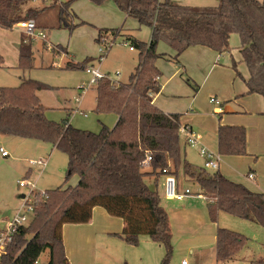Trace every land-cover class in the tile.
<instances>
[{
    "label": "trees",
    "instance_id": "trees-1",
    "mask_svg": "<svg viewBox=\"0 0 264 264\" xmlns=\"http://www.w3.org/2000/svg\"><path fill=\"white\" fill-rule=\"evenodd\" d=\"M29 0H0V28L10 30L21 21L35 19L39 10H22ZM75 0L57 2V28L72 32L87 24L71 10ZM95 6L112 2L125 19H133L139 28L150 30V39L143 42L122 28L97 29L95 42L113 40L119 36L137 52V65L126 83L102 79L95 85L97 115L116 116L112 128L100 124L97 133L73 127L68 119L53 122L46 118V108L37 93L53 87L32 79H22L19 86L0 88V134L34 140L57 149L67 158L65 178L60 186L43 191L33 201L31 221L17 227L0 256V264H33L47 252L46 262L39 264H70L62 240L63 225L87 223L93 208L103 209L108 216L124 224L114 236L135 246L140 235L148 236L163 246L159 264H170L171 229L166 210L155 189L145 179L154 182L172 175H182L197 184L205 197L207 215L216 224L224 213L264 227V194L252 192L217 171L195 169L181 164L179 114H166L152 104L160 91L158 59H168L176 66L178 55L190 47L203 46L217 54L230 53L231 35L239 39L238 53L248 76L243 78L247 94L264 98V0H217L215 6L193 7L176 0H86ZM18 45V69L24 73L33 69L31 43ZM164 43L174 52L173 58L159 54L156 47ZM55 48L66 51L57 45ZM91 59L67 62L69 70H83ZM2 58L0 57V67ZM230 68L240 78L236 62ZM185 82L197 92L198 87L186 76ZM217 154L246 156L245 128L219 125L216 134ZM149 156L148 169L142 166ZM77 176L74 186L68 185ZM39 195V193H38ZM248 239L240 233L217 227L214 257L216 264L234 261L247 246ZM126 264V263H124ZM248 264H264L250 260Z\"/></svg>",
    "mask_w": 264,
    "mask_h": 264
},
{
    "label": "rangeland",
    "instance_id": "rangeland-1",
    "mask_svg": "<svg viewBox=\"0 0 264 264\" xmlns=\"http://www.w3.org/2000/svg\"><path fill=\"white\" fill-rule=\"evenodd\" d=\"M54 1L55 0H29L21 7L22 10L25 8L38 10L44 7L43 11L39 12L37 15L36 24L38 26H36H44V29L39 28V30H42L45 34L46 40L41 41L40 39H36L29 41V43H31L34 67L28 72L22 73L17 66L11 67L4 64L1 65L0 88L17 87L22 79L39 81L53 87L51 90H43L37 93L40 103L46 108L45 116L48 120L58 123L63 119H68L73 127L94 133L99 131L101 127L100 124L108 128L111 126L113 127L115 123V116L113 114L104 113L97 115L93 112L95 84L89 83L90 76L86 74L84 69L69 70L64 69L63 66L67 62L77 63L88 58L91 59V61L86 64V67L92 66L93 68H98L100 73L108 78L110 82L126 83L136 68L138 61L137 52L129 50V45L122 36L115 38L113 42L108 40V42H111V46L105 50V48H102L95 42L96 30L102 28L114 29L122 26L125 29H130L131 33L137 39L148 41L150 38L149 29L144 27L137 30L134 26L128 27V25L135 24V21L133 19H126L125 22H123L121 13L116 6V11L112 12L108 21H104V25L102 26L98 25V23H101L99 19H96L98 14L95 16L91 14L84 15L85 18L94 20V22H89L77 14L80 19L87 21V24L76 27L72 32L66 29H58L56 7H50ZM57 1L64 2L65 0ZM177 2L182 5L193 7H210L217 4V0H177ZM91 6L94 5L92 4ZM31 20L35 21V19ZM231 38L235 40L237 37L236 35H232L230 39ZM160 44L161 43L158 44L159 48ZM2 45L4 46L5 44ZM57 45L67 48L72 59L68 58L66 51L55 48ZM238 46L239 39H237V43L234 44L229 40V49L234 57L237 55ZM7 50L6 45L3 51L6 52ZM100 50L104 53L101 56V60H99V56L101 55ZM223 54L221 55L223 56ZM225 56H227V53H225ZM237 69H239L240 72H245L244 64H237ZM186 76V74L182 76V81L184 83H186ZM195 85L198 87L196 83ZM189 87L192 91V87ZM80 96L81 102L78 105L75 100ZM204 97V93H201L200 99L202 104L201 108H199L201 111L204 107L205 109L209 107L207 103L204 104ZM210 107L209 109H214L211 105ZM217 117L218 115H216V118ZM113 119L114 122L112 123ZM192 131L195 135H199L204 143L208 144L211 152L217 153L216 137L203 136V132L200 128L196 129L193 127ZM0 147L7 154V156H2L0 154V228H3L4 224L11 220L22 204V200L19 199V196L29 195V188L18 187L17 181L26 178L29 179L35 184L34 191H38L39 194L45 190L57 188L62 184L65 178L67 158L65 154L57 149L51 148L47 144L1 134ZM180 148L181 164L185 161L197 170L203 168V163L198 156L197 149L186 144L182 133H180ZM45 158H47V165L44 169L40 167H32L33 169L28 168L29 160H40ZM223 166L225 167L226 165ZM27 169H31V171L28 173ZM182 179L185 180V177L182 175L180 166L177 172L179 186H181L182 189L188 187L191 191H196L199 188L193 180L187 179L188 181H183ZM76 183L77 176H71L68 185L74 186ZM161 195L163 199L166 198L164 190ZM37 198L38 197H36V199ZM185 202H187V200L176 203L184 204ZM193 202H196V204H204L203 199H194ZM172 204L175 203L171 201L167 203L168 206ZM216 226L229 229L245 236L248 239V249L244 251V256L250 255L253 260L264 262V227L254 225L224 213L218 216ZM66 228L70 227L67 226ZM171 234L170 264H180L182 260L187 264H216L213 256L215 247L213 235H201L197 232L193 236L183 237L174 233ZM66 237L71 241V247L75 254L71 256V260L74 261L73 264H159L164 255L163 246L154 243L146 235H140L135 246L127 245L122 239L116 236H99L94 242L91 256L84 255L82 251L74 246L76 236L68 235ZM47 259L48 254L44 252L40 256L38 262L41 263ZM225 264L245 263L234 261Z\"/></svg>",
    "mask_w": 264,
    "mask_h": 264
},
{
    "label": "crops",
    "instance_id": "crops-1",
    "mask_svg": "<svg viewBox=\"0 0 264 264\" xmlns=\"http://www.w3.org/2000/svg\"><path fill=\"white\" fill-rule=\"evenodd\" d=\"M89 3L86 0L85 2L84 0H75L71 4V10L76 16L78 14L81 18L89 22H94V20L87 19L84 15L91 14L92 16H95L98 14L96 19L100 20L101 23H98L100 26L104 25V21H108L112 12L116 11V7L112 2H107L101 6H91L92 4ZM27 9L30 8H25L23 11H26ZM43 9L44 7L38 10L41 12ZM79 16L77 17L80 19ZM121 17L123 18V22H125L126 19L122 13ZM83 19L80 20L87 23V21ZM34 22L35 24L37 23V17ZM132 26L136 27L137 30L141 29L136 22L133 25H128V27ZM43 27L44 26H39L38 28L44 29ZM120 28L137 39L131 33L130 29H125L122 26ZM22 34V31L16 27L10 30L0 28V57L2 58V65L4 64L11 67L18 65V45L23 36ZM237 39L238 37L235 40H232L231 38L230 41L234 44L237 43ZM2 44L5 45L3 46ZM6 45L8 50L4 52L3 50ZM156 51L159 54H165L167 58L174 57L172 49L164 43L160 44V48L158 45ZM66 53L68 54V58H71L67 48ZM218 55L220 54H217L206 47L195 46L186 49L178 55L177 61L181 67L174 65L172 62L168 61V59H158L155 62V66L159 71L160 91L153 97L152 104L166 114H179L181 130H183V128H190L191 130L193 127L196 129L200 128L203 132V136L216 137L219 125L244 127L247 155L242 157L220 156L218 169L216 171L227 179L246 186L248 190L250 188V191L252 192L264 194V98L256 94L246 93V86L243 82V78H247L248 73L246 68L245 72H240L239 69H237V64L242 63L240 61L238 47L236 57L230 52L227 53L228 57L225 56L224 53L223 56L221 55V58L217 60ZM232 60L236 62V69L241 76L240 78L235 77L234 71L230 68ZM184 74H186L194 84L196 83L198 85V93L193 90L192 92L190 87L182 81V76ZM201 93H204L205 95L204 104L207 103L209 106L207 109L204 107L202 111L199 109L202 104L200 99ZM211 98H215L219 102L218 109L215 104L209 102ZM210 105L214 108L213 110L209 109L211 108ZM216 115H218L217 118ZM113 122L114 119L112 123ZM180 133L183 134V131ZM199 142L198 147H204L209 150L210 147L207 143H204L202 138ZM45 159L47 160V158ZM223 165L226 166L224 167ZM28 168L31 167L29 166ZM31 169H27L28 173ZM144 169L147 170L148 167ZM209 172L213 171L209 170ZM248 174H253L254 179L248 180ZM164 178L165 177H160L154 182L152 177H148L145 181L148 186H153L150 188L155 189L158 195L160 194L161 205L166 210L169 217L171 233L183 237L193 236L197 232L201 235H213L215 246V233L217 226L210 222L208 218L204 198L185 196L181 200L163 199L161 194H163L164 190ZM175 180L178 193H183L182 190L186 189H188L191 194L201 192L199 188L196 191H191L188 187L182 189L178 184V180L176 178ZM182 180L185 181L184 179ZM194 199H203L204 204H196V202H193ZM183 200H187V202L184 204L176 203L183 202ZM170 201L175 204L168 206L167 203ZM67 226L70 228H66ZM123 229L124 224L120 219L109 217L107 213L99 207L93 208L91 219L87 223L71 226H69V224L63 225L62 240L68 262L70 264L74 263V261L71 260V256H74L75 254L71 247V241L67 239L66 236H76L74 246L82 251L84 255L91 256L93 253L94 242L99 236L113 237L115 234L121 233ZM246 249H248L247 246L236 255L235 262L238 261L248 264L249 261L252 260V256H244V251Z\"/></svg>",
    "mask_w": 264,
    "mask_h": 264
},
{
    "label": "built area",
    "instance_id": "built-area-1",
    "mask_svg": "<svg viewBox=\"0 0 264 264\" xmlns=\"http://www.w3.org/2000/svg\"><path fill=\"white\" fill-rule=\"evenodd\" d=\"M177 1V0H176ZM16 27L20 29L24 35V43L29 42L30 40H36L40 39L41 41L46 40L45 34L42 32V30H39V28L36 26L34 20H26V21H21L16 24ZM102 48H109L111 46V42L108 41H103V44L100 45ZM129 50H133L131 46H129ZM101 55L99 56V60L102 59V55L104 54L103 51L100 50ZM221 58V54L218 55L219 60ZM84 70L86 74L90 76V84H97L100 80L102 79H108L104 75H102L99 71L98 68H93L92 66L90 67H84ZM109 80V79H108ZM110 81V80H109ZM112 83H115L112 82ZM81 100V96L78 97L75 101L79 105ZM210 103L215 104L216 108L218 109V104L219 102L213 98L209 100ZM183 131V134L185 136V142L188 146L197 148L198 144L200 143V136L195 135L193 131L190 128H183L181 132ZM198 155L202 160L203 163V168L205 170H210V171H216L218 169L219 161H220V155L217 153H213L210 150L204 148V147H198ZM0 154L2 156H7L6 152L0 148ZM150 158L149 156L146 157L144 160L142 166L143 168L148 167V162ZM28 165L32 167H40L44 169L47 165V160L46 159H40V160H29ZM248 180H253L254 175L253 174H248L247 175ZM17 186L20 188H29V195L25 196L23 195L22 204L19 206L17 212L13 215L10 221L6 222L3 226V228H0V256L5 253L6 250V245L10 242L11 240V235L13 232L17 229V227L26 225L28 224L32 217H33V201L37 196H43V192H41L38 195V191H34L35 189V184L31 182L29 179H21L17 181ZM164 192H165V197L170 200H181L185 196H192L196 198H204L205 197L199 193H192L186 189L183 191V193H178L177 191V184L176 180L172 175H167L164 178ZM36 193V194H35ZM33 264H39L38 261H35ZM181 264H186V262L183 260Z\"/></svg>",
    "mask_w": 264,
    "mask_h": 264
},
{
    "label": "water",
    "instance_id": "water-1",
    "mask_svg": "<svg viewBox=\"0 0 264 264\" xmlns=\"http://www.w3.org/2000/svg\"><path fill=\"white\" fill-rule=\"evenodd\" d=\"M22 198H23V195H20V196H19V199H22Z\"/></svg>",
    "mask_w": 264,
    "mask_h": 264
}]
</instances>
